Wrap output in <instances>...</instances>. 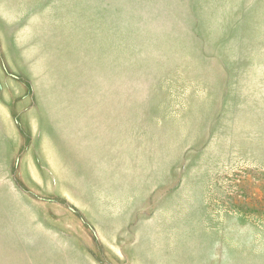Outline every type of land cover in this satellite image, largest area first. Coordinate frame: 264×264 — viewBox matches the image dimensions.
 Segmentation results:
<instances>
[{"label": "rangeland", "instance_id": "374dc122", "mask_svg": "<svg viewBox=\"0 0 264 264\" xmlns=\"http://www.w3.org/2000/svg\"><path fill=\"white\" fill-rule=\"evenodd\" d=\"M0 264H264V0H0Z\"/></svg>", "mask_w": 264, "mask_h": 264}]
</instances>
